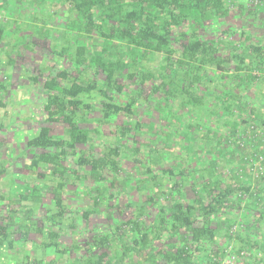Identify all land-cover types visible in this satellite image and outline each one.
<instances>
[{"label":"trees","instance_id":"1","mask_svg":"<svg viewBox=\"0 0 264 264\" xmlns=\"http://www.w3.org/2000/svg\"><path fill=\"white\" fill-rule=\"evenodd\" d=\"M237 9L264 7L0 0L3 96L54 56L24 184L0 162V264H264V33L205 35Z\"/></svg>","mask_w":264,"mask_h":264},{"label":"rangeland","instance_id":"2","mask_svg":"<svg viewBox=\"0 0 264 264\" xmlns=\"http://www.w3.org/2000/svg\"><path fill=\"white\" fill-rule=\"evenodd\" d=\"M248 6V0H242ZM59 6V5H58ZM256 18H243L239 10H235L232 16L221 20L215 26L210 27L205 32L206 37L214 38L224 30H227L230 34L223 37L231 36L233 39L237 37L240 31H249L255 35L264 33V9L260 10L256 15ZM2 23V20H0ZM49 50V49H48ZM49 51H43L42 46H38L33 52L24 53L23 56H19V64L14 67L15 70H11V86L9 88L8 95L3 96V88L0 89V103H5L3 107L0 104V162L3 158H9L14 165H10V171H15L19 174L18 183H23L24 175L27 171L24 169L25 162H28L30 154L28 152L22 153L28 136L34 133L43 123L44 115V93L40 88V85L34 84L30 79L34 73H36L35 63L41 65H51L53 63L54 56ZM45 53V54H44ZM28 58H26L27 56ZM0 58V62H1ZM58 64H62L61 60H56ZM67 66V64H65ZM0 75H3V67L0 66ZM0 83L3 85V76H0ZM155 113V117L158 114ZM144 116L146 114H143ZM152 116L146 115L144 119L151 121ZM52 125V132L54 134H62L64 127L61 124L50 123ZM6 180L0 182V188L4 187ZM86 185V183L84 182ZM11 190L10 187L3 188ZM73 189V188H72ZM4 191V192H5ZM15 191L14 193H16ZM75 198H73L74 201ZM68 200V198H67ZM126 213L129 214L128 210ZM127 214V215H128ZM126 215V216H127ZM94 225H101V221L97 222L93 218ZM69 234L68 236H70ZM7 264V263H6Z\"/></svg>","mask_w":264,"mask_h":264},{"label":"built area","instance_id":"3","mask_svg":"<svg viewBox=\"0 0 264 264\" xmlns=\"http://www.w3.org/2000/svg\"><path fill=\"white\" fill-rule=\"evenodd\" d=\"M247 3L251 7H264V0H248Z\"/></svg>","mask_w":264,"mask_h":264},{"label":"crops","instance_id":"4","mask_svg":"<svg viewBox=\"0 0 264 264\" xmlns=\"http://www.w3.org/2000/svg\"><path fill=\"white\" fill-rule=\"evenodd\" d=\"M0 58L2 59L0 62V66L3 67V46L0 48Z\"/></svg>","mask_w":264,"mask_h":264}]
</instances>
